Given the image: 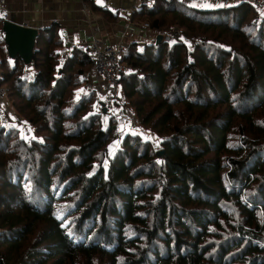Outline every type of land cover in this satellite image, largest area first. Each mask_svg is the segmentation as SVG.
<instances>
[{
    "label": "trees",
    "instance_id": "16d2710c",
    "mask_svg": "<svg viewBox=\"0 0 264 264\" xmlns=\"http://www.w3.org/2000/svg\"><path fill=\"white\" fill-rule=\"evenodd\" d=\"M131 22L155 37L120 58V125L96 92L74 96L86 47L64 58L52 23L27 62L0 17V264H264V17L155 0Z\"/></svg>",
    "mask_w": 264,
    "mask_h": 264
},
{
    "label": "crops",
    "instance_id": "0c3cea01",
    "mask_svg": "<svg viewBox=\"0 0 264 264\" xmlns=\"http://www.w3.org/2000/svg\"><path fill=\"white\" fill-rule=\"evenodd\" d=\"M111 1H116L117 7L113 8L108 5L104 8L112 12L118 10L122 12L121 18L116 23H108L101 16L90 12L84 0H6L5 5L0 7V17L3 19V25L5 21H8L18 28L30 30L27 32L30 34L28 41L18 42V48L20 44L31 43L29 40L32 32H39L52 23L60 25L66 44L65 49L69 50L75 46L89 49L93 41L100 38L112 43L122 40L126 46L129 42L144 40L147 33L151 31L131 22L133 9L137 6L129 0L108 2ZM4 14L8 15L7 20L3 18Z\"/></svg>",
    "mask_w": 264,
    "mask_h": 264
},
{
    "label": "built area",
    "instance_id": "2783aa9c",
    "mask_svg": "<svg viewBox=\"0 0 264 264\" xmlns=\"http://www.w3.org/2000/svg\"><path fill=\"white\" fill-rule=\"evenodd\" d=\"M110 1V0H105ZM130 3L137 7H152L155 0H129ZM164 2H178L184 5H195L204 7L207 4H217V8H228L240 3L250 4L260 16L264 17V0H161ZM6 0H0V7H3ZM222 5V6H220ZM5 20L8 15H2ZM28 27V24H26ZM145 30H149L148 23L144 24ZM151 33V32H150ZM148 32L146 38L140 41L144 45L147 40L151 39ZM168 37L166 41H171ZM126 49V45L122 40L109 42L106 39H95L88 49V56L93 64V70L83 75L85 81V91L88 94L96 92L103 100L106 110H110L120 125H124L129 119H135L133 114L127 109V100L122 97L120 92L119 79L120 75L127 71V68L120 64V58ZM69 49H64L63 57L65 58ZM0 105L3 109H9L7 102V92L0 87ZM121 137V135H120ZM115 147V146H114Z\"/></svg>",
    "mask_w": 264,
    "mask_h": 264
},
{
    "label": "rangeland",
    "instance_id": "374dc122",
    "mask_svg": "<svg viewBox=\"0 0 264 264\" xmlns=\"http://www.w3.org/2000/svg\"><path fill=\"white\" fill-rule=\"evenodd\" d=\"M94 1V3L95 4H97V5H99V6H102V7H104V6H111V7H113V8H115V7H117V4H116V1L115 2H113V1H111V2H108V1H104V0H93ZM130 2V1H129ZM124 3V2H123ZM125 5L127 4V2L126 3H124ZM218 6H217V4H210V5H206V6H204V7H201V8H203V9H207V10H210V9H216ZM89 10H90V12H92V10H91V8L89 7ZM121 14H122V12H121ZM142 26V25H141ZM140 25H139V27H141ZM155 37V33L154 32H152L151 33V39L150 40H147L146 42H151L152 40H153V38ZM20 48L19 49H21L22 51H24V52H29V48H30V44H28V43H23V44H20V46H19ZM84 92V86L82 85L81 87H79V88H77L75 91H74V96L75 97H78V96H80L82 93ZM7 117V111L6 110H3L1 107H0V119H2L3 121H4V119ZM11 118H12V124H14V125H18L19 126V128L21 129V135L24 137V138H26V139H31V138H33V139H40L39 138V136H37L36 135V133L34 132V130H33V128L28 124V123H26L25 121H22V120H19V119H17V117H14V116H12L11 115ZM20 121V122H19ZM128 126L129 127H131L132 126V123L131 122H129L128 123ZM120 135L122 136L123 135V133H120ZM110 149L111 150H113L114 148L111 146L110 147Z\"/></svg>",
    "mask_w": 264,
    "mask_h": 264
},
{
    "label": "water",
    "instance_id": "95a60500",
    "mask_svg": "<svg viewBox=\"0 0 264 264\" xmlns=\"http://www.w3.org/2000/svg\"><path fill=\"white\" fill-rule=\"evenodd\" d=\"M11 29H13V30H11ZM4 31L6 33V40L8 42L9 51L11 52V54L20 53L24 56V58L27 60V62H30L32 50H33V46H34V41H35V38L37 37V35L39 34V32H32L31 33V39L29 40V41H31V43L27 42L28 44H30L29 52H24L21 49H19L20 47L19 48L17 47V44L20 41L25 42L27 40V38L30 36V34H28L27 32H29L30 30L18 28L15 25H13L12 23L5 21L4 22ZM162 40H163V36H158L157 37V44L158 45L161 44ZM105 112H107V110ZM159 155L163 156L164 151H160Z\"/></svg>",
    "mask_w": 264,
    "mask_h": 264
},
{
    "label": "snow or ice",
    "instance_id": "6c2138e0",
    "mask_svg": "<svg viewBox=\"0 0 264 264\" xmlns=\"http://www.w3.org/2000/svg\"><path fill=\"white\" fill-rule=\"evenodd\" d=\"M220 6H222V5H220Z\"/></svg>",
    "mask_w": 264,
    "mask_h": 264
}]
</instances>
